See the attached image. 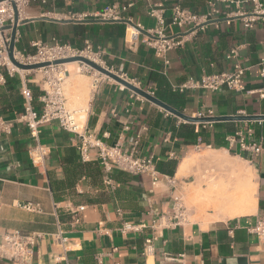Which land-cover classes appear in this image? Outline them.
Here are the masks:
<instances>
[{
  "label": "crops",
  "instance_id": "crops-1",
  "mask_svg": "<svg viewBox=\"0 0 264 264\" xmlns=\"http://www.w3.org/2000/svg\"><path fill=\"white\" fill-rule=\"evenodd\" d=\"M126 3L127 0H51L47 6L30 5L18 28L16 47L23 50L34 41L52 43L57 39L83 49L89 41L95 50L104 49L109 69L145 91L155 95L167 84L174 93L184 95L182 111L189 116L202 110L213 111L214 117L264 116V76L258 66L264 53V21L247 30L241 19L230 23L219 20L209 24L204 32L182 34L181 46L163 60L142 43L144 34L156 27L149 5L136 0L133 7L124 10ZM154 3L163 5L168 23L175 5L197 14L207 11V0ZM114 5L122 10L125 22L95 17ZM219 7L227 12L235 10L225 9L222 4ZM252 7L251 2L243 5L245 11ZM82 15L88 17L81 19ZM128 22L143 28L140 42L133 48L125 40ZM167 33L180 31L170 26ZM233 48L239 49V55L236 60L227 61L226 55ZM236 61L247 69L242 92L175 91L190 79L200 80L204 74L229 72ZM29 75L26 78L34 81ZM30 86L36 97L35 106L40 109L41 90L37 85ZM21 88L19 74L7 77L6 86L0 88V115L11 124V133L0 136V245L5 243L7 233L42 234L31 264H264V237L252 231L264 219V151L255 157L238 143L231 146L227 141L237 131L251 128L264 145V121L220 122L207 128L179 123L162 108L137 99L128 89L121 90L113 80L101 79L86 109L85 129L109 146L121 143L129 148L132 140L137 141L139 155L154 156L157 167L174 170L172 176L159 170L168 178L153 185L145 175L118 170L105 175L99 162H83L75 135L57 122L41 125L36 142L21 121ZM182 125L195 126L202 139L199 151L195 149L198 139L192 143L175 134ZM37 144L50 150L45 164L39 167L30 158V151ZM208 150L228 156L235 169L240 167L236 158L249 165L257 187L254 212L216 219L217 213L205 196L211 189L209 184L214 182L206 180L208 167L220 166L217 162H205L189 174L179 175L186 159L202 160ZM187 196L205 211L188 209ZM179 200L188 222L166 229L152 245L146 244L151 230L121 233L123 222L152 224L159 215L170 213ZM28 203L38 205L41 211H26L22 205ZM80 207L84 210L77 212ZM59 231L67 239L64 245L53 239ZM0 264L10 262L0 260Z\"/></svg>",
  "mask_w": 264,
  "mask_h": 264
},
{
  "label": "built area",
  "instance_id": "built-area-1",
  "mask_svg": "<svg viewBox=\"0 0 264 264\" xmlns=\"http://www.w3.org/2000/svg\"><path fill=\"white\" fill-rule=\"evenodd\" d=\"M50 1L4 0L0 2V88L6 86L7 77H13L16 74L22 77L20 93L23 100V115L21 121L29 129L31 137L37 142L39 127L43 124L57 122L63 130L75 135L76 148L82 161L99 162L105 175H111L114 170L135 176L145 175L150 177L153 185L160 182L161 178L167 179V176L160 174L154 156H141L138 154L137 141L132 140L129 148L121 143L109 146L102 140L89 134L85 129L86 115H82L84 113L83 111L71 110L68 107V99L64 88V79L66 77L65 67L63 65H53V63L63 59L82 56L102 67H106L104 49L98 48L95 50L89 41L85 42L83 49H78L69 43H61L57 39H53L52 43L34 41L30 44L29 48L23 50H18L15 47L14 59L20 64H52L49 67L39 69L40 72H44V81L41 84L36 79L31 81L26 78L27 73L32 71L20 70L12 63L9 56L11 30H6V27L15 26L17 21L18 31L19 26L25 19V10L27 7L35 4L47 6ZM135 1L127 0L124 10H129L133 7ZM139 1L146 2L149 5V15L156 21V27L144 34L142 43L152 49L157 58L163 60H166L167 54L170 51L181 46L182 34L192 36L199 32H204L209 24L219 22V20H226L230 23L235 19H241L244 28L247 30L253 29L259 22L264 21V0H207V11L203 14L194 13L191 10L183 8L181 5H175L172 8L170 23L166 19L163 5L154 3V0ZM248 2H251L253 7L250 11H245L243 5ZM220 4L225 9L234 7L235 10L233 12L223 11L219 7ZM87 17L88 15H82L81 19ZM95 17L104 21L125 22L122 10L118 5L106 8L101 13L95 15ZM126 26V44L133 48L140 42L143 28L141 25H134L131 22H128ZM170 26L179 29L180 33L168 34L167 29ZM238 55L239 49L233 48L227 53L226 59L227 61H233L236 60ZM166 63L168 62L166 61ZM258 66L261 70V75L264 76V53ZM82 68L85 72L91 73L92 69L88 66L84 65ZM246 70L239 61H236L233 63L232 70L229 72L204 74L200 80L190 79L175 89V91L183 93L186 90L199 89L209 93H216L222 89H227L232 92H242L244 91L243 78ZM93 75L97 80L95 90L101 78H98L99 75L96 73ZM32 84L39 86L41 90L39 101L42 105L40 109H37L35 106L36 97L34 90L30 86ZM133 84L136 85L135 83ZM119 87L121 90H124L121 85ZM136 97L137 99H143L138 95ZM261 97L264 98V93L261 94ZM191 117L202 119L214 116L213 111L202 110ZM178 120L179 123L186 124V122L180 119ZM214 124L203 123L199 125L207 128ZM10 133L11 124L0 115V136ZM227 141L231 146L238 143L243 151L249 152L255 157L260 156L264 151L263 139L257 140L251 128H247L245 131H237L227 137ZM201 142V137H198V144L195 147L198 151L201 149ZM49 155L50 150L38 144L30 151V158L35 167L43 166ZM22 208L28 212L41 211L38 205L32 203L22 205ZM83 210L84 207H80L77 212ZM187 222L186 210L181 204V200H179L170 213L159 215L158 219L154 220L152 224L145 222L139 224L123 222L120 231L122 234L127 235L151 230V238L146 241V244L152 245L153 241L162 237L163 231L166 229L177 227ZM252 231L263 238L264 219L258 221ZM43 237L42 234L37 233L26 236L18 232L7 233L5 243L0 245V260H7L10 264H31L35 254V247ZM53 239L60 245H64L67 242V239L62 237L61 231L53 235Z\"/></svg>",
  "mask_w": 264,
  "mask_h": 264
},
{
  "label": "bare ground",
  "instance_id": "bare-ground-1",
  "mask_svg": "<svg viewBox=\"0 0 264 264\" xmlns=\"http://www.w3.org/2000/svg\"><path fill=\"white\" fill-rule=\"evenodd\" d=\"M73 63H75V65L79 64V62ZM95 73L100 74L96 71ZM65 75L67 79L73 84L75 80L73 75L69 72V69H65ZM96 81L97 80L94 79V83L92 85L94 88ZM121 87L125 89L124 86ZM81 92V100L84 103H89L91 98L90 92L86 90V87H81ZM82 109L78 111H83V115L86 113V110ZM205 162H217V164L224 165L226 168H228V170H232L234 174H237L235 177H224L223 180L220 179L218 183L211 186L212 188L205 196L208 202L211 204V207L217 213L216 219L227 220L254 212L256 209L255 195L257 189L256 184L253 182L254 175L252 174L251 170H242L240 167L235 169L236 166L234 162L228 156H224L222 152L208 150L205 152L204 158H202V160H199L196 157L186 159L180 168L179 175L181 176L189 174L195 167L205 164ZM200 182L201 181H198V183Z\"/></svg>",
  "mask_w": 264,
  "mask_h": 264
},
{
  "label": "water",
  "instance_id": "water-1",
  "mask_svg": "<svg viewBox=\"0 0 264 264\" xmlns=\"http://www.w3.org/2000/svg\"><path fill=\"white\" fill-rule=\"evenodd\" d=\"M4 1V0H0ZM17 24L16 21L15 26L13 27H6V30H11V43L9 46V56L11 58L12 63L20 70L24 71H36L45 67H49L52 64L51 63H40V64H34V65H23L18 63L14 59V49L16 47V34H17ZM73 62H79L85 66H88L89 68L93 69L94 71L99 72L101 75L113 80L117 84L124 86L125 89H128L129 91H132L136 95L142 97L143 99H146L147 101L153 103L154 105L162 108L167 113L175 116L176 118L186 122V124H203V123H220V122H251V121H264V116H228V117H208V118H194L189 115H187L185 112L177 110L173 108L172 106L168 105L167 103L161 101L159 98H157L152 93L145 91L144 89L134 85L129 80L125 79L122 75L117 74L110 70L109 68L102 67L95 63L92 60H89L85 57L79 56L74 57L70 59H63L59 60L53 63V65H63V64H69Z\"/></svg>",
  "mask_w": 264,
  "mask_h": 264
},
{
  "label": "rangeland",
  "instance_id": "rangeland-1",
  "mask_svg": "<svg viewBox=\"0 0 264 264\" xmlns=\"http://www.w3.org/2000/svg\"><path fill=\"white\" fill-rule=\"evenodd\" d=\"M63 66L65 67V69H69V72L73 75L74 78V82L72 84V82H70L67 77H65L64 79V88H65V92H66V97L68 99V107L71 110H86L88 103H84L81 100V87H86V90H88L90 92V95L92 94V92L94 91V87H92L93 83H94V79H96V77H94L93 74H95V71L92 69L91 73H87L83 70V66L81 63L75 65V63H70L69 64H63ZM108 67V66H106ZM81 69V70H80ZM112 70V69H110ZM97 72V71H96ZM115 72V71H114ZM116 73V72H115ZM98 78L101 79H107L110 80L109 78L98 74ZM30 77H32L33 79H36L40 84L43 83L44 81V72H40L39 70L37 71H32L30 72ZM112 81V80H111ZM78 82V83H77ZM79 84V85H77ZM119 85V84H118ZM79 86V87H78ZM120 86V85H119ZM77 88V89H76ZM79 88V89H78ZM80 90V91H79ZM81 92V94H80ZM83 102V103H82ZM83 116H85V114H83ZM236 162H240V168L242 170H249V165L247 163H243L240 159L236 158L234 159ZM220 165V164H217ZM209 170L207 171L206 174V179L209 181L210 179L214 180L213 183L209 184V187L212 188L211 186L216 184L215 181H217L219 179L220 176H222V180L224 179V177H235L237 176V174L234 173H227L226 167L224 165H220V166H210L208 167ZM207 186V184H204ZM187 196V199H185V206L192 210L194 208H200L199 210L205 211V209H203V207L201 206L200 203L196 202L194 199H190V197ZM186 203H189L188 205ZM194 219H199V218H194Z\"/></svg>",
  "mask_w": 264,
  "mask_h": 264
},
{
  "label": "trees",
  "instance_id": "trees-1",
  "mask_svg": "<svg viewBox=\"0 0 264 264\" xmlns=\"http://www.w3.org/2000/svg\"><path fill=\"white\" fill-rule=\"evenodd\" d=\"M164 90H158L155 95L161 101L167 103L168 105L172 106L173 108L182 111L184 108L185 100L184 95L180 93H174L172 89L167 85L164 84ZM177 137L189 140L192 143H195L198 139L199 134L196 132L195 126L192 125H182L177 133H175ZM160 172L168 174L170 176L173 175L174 170H165L161 168V166L157 167Z\"/></svg>",
  "mask_w": 264,
  "mask_h": 264
}]
</instances>
